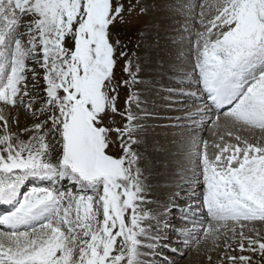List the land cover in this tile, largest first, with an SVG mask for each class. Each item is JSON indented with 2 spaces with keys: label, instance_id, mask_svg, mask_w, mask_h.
I'll list each match as a JSON object with an SVG mask.
<instances>
[{
  "label": "rangeland",
  "instance_id": "rangeland-1",
  "mask_svg": "<svg viewBox=\"0 0 264 264\" xmlns=\"http://www.w3.org/2000/svg\"><path fill=\"white\" fill-rule=\"evenodd\" d=\"M18 6L17 0H0V80L6 81L11 68L19 70V56L33 48L56 60L45 55L29 83L19 76L28 86L22 93L7 104L0 98V187L11 182L5 176L23 169L49 181L56 171L63 184L53 181L44 193L22 197L16 213L31 210L34 199L33 208L44 203L52 216L28 233L4 231L0 264H119L123 258L124 264H144L153 256L152 264H264V136L249 133L245 139L220 130L209 135L224 113L205 112L212 121L202 129L183 126L193 115L181 119L204 95L201 83L194 84L195 73L205 80L211 72L228 78L232 88V75L241 79L242 93L246 88L255 99L247 110L259 123L264 120L257 116L264 111V0H24ZM101 49L110 55L107 65L96 61ZM174 80L192 83L188 93L194 90L195 98L179 94L186 86L172 87ZM20 98L25 100L19 104ZM159 98L168 99L158 107ZM80 101L100 138L103 168H118L116 178L103 169V179L90 180L64 160L67 114ZM181 124L194 130L179 135ZM168 130L176 131L174 140H160ZM184 139L189 140L179 155L162 164L151 161L148 150ZM196 167L205 173L208 190L198 209L188 200ZM169 208L174 219L168 221L162 217ZM205 210L222 225L199 226L196 213ZM153 245L170 252L146 248Z\"/></svg>",
  "mask_w": 264,
  "mask_h": 264
},
{
  "label": "bare ground",
  "instance_id": "bare-ground-1",
  "mask_svg": "<svg viewBox=\"0 0 264 264\" xmlns=\"http://www.w3.org/2000/svg\"><path fill=\"white\" fill-rule=\"evenodd\" d=\"M23 24V23H22ZM19 32V31H18ZM26 45V44H25ZM25 47V46H24ZM198 51V50H197ZM194 52V51H193ZM196 52V51H195ZM199 52V51H198ZM50 54V53H49ZM49 54L48 53H43V51L40 49V48H33V49H31V50H29V51H27L26 53L24 52L23 54H21L19 57L21 58V60H22V67H20L19 66V70L17 69V70H15V75H16V77H17V79L15 80L16 81V89H15V94H14V96H18V94H20V93H22V90L24 89V88H27L28 86H22V84H20V81L22 80H20L19 79V76L22 74V76H26L27 77V81H28V83L30 82V80L32 79V74L35 72L34 71V68L36 69H39V67H40V65L41 64H43V57L45 56V55H48L49 56ZM97 58V63L98 64H100V65H107V63L109 62V60H106V58H107V55H106V52H105V50L104 49H101L100 51H99V53H98V56L96 57ZM56 60V56H49L48 57V61L49 62H54ZM106 63V64H105ZM14 65V64H13ZM36 65H38V67L36 66ZM29 66H31L32 67V69L31 68H29ZM216 65H213V66H211V67H215ZM7 69V68H6ZM193 73H195V72H193ZM201 74H200V76L199 75H197V73H195V77L193 78V80H194V84H200L201 83V86H200V88H201V94L202 93H204V95L203 96H201L200 98H198V97H196V99H197V102H199L198 104H195L194 106H192V108L187 112V114L186 115H181V119H184L183 117H185V116H187V117H189V116H191V115H193V117H196V119H201V120H203V121H194V119L195 118H191V120L190 119H188V120H190V121H192V122H190V123H186V124H188V125H186V124H183V126L184 127H187V128H195V129H202V128H204L205 126H208L209 124L208 123H211V119H210V117L209 116H204V114H205V112H207L208 113V115H209V113L211 114V113H214V114H222V113H224L222 116H220L221 118H223V119H220V123L219 124H217V126L216 125H210V131H208L209 132V135H211V134H213L214 132H217V130L219 131H221V132H224V133H230V132H234V133H237V134H240V135H245V139L247 138V137H249L250 135H249V133H254L253 135H255V134H257V135H255V137L256 136H258V134L260 135V136H264V132H259V131H256V129H260V130H264V120L262 121V122H260L259 123V119H257V121L255 122V123H253L252 122V120L249 118L250 116H253V114H252V112H249L248 110H247V105H249V103H248V100H249V98L250 97H252L253 95H252V93L249 91V92H246V88H245V92H243L242 93V90H244V88L242 89V87H241V83H240V81L241 80H239V82H238V84L236 85V87L234 88H232V90L229 92V93H225V92H223L222 93V95L221 96H218L217 95V90L216 89H214V88H212L210 91H206L205 90V87L206 86H208V83H207V81L206 80H202V77H203V73L202 72H200ZM34 79V78H33ZM202 81H203V84H204V86L202 85ZM33 82V81H32ZM34 82H36V81H34ZM174 85H172V87L173 86H176V85H183V86H186L185 88H183L184 89V91L183 92H185V94L184 93H179V94H181V95H183V96H186L187 98H189V99H193V98H195V95H194V90H192V92L189 94L188 93V91H191V89H189V86L192 84V83H182V82H177L178 84H176V81L174 80ZM37 83H38V81H37ZM40 84V83H39ZM39 86V85H38ZM169 86V84H167V86L166 87H168ZM171 86V85H170ZM30 87L31 86H29V88H28V90L30 89ZM35 87V86H34ZM40 88H42V87H40ZM176 89V88H175ZM248 89V88H247ZM25 90V89H24ZM40 90H42V89H40ZM162 91H164V93H166V92H170L171 90H161L160 91V93L162 94ZM35 92V91H34ZM38 93V92H37ZM40 93V92H39ZM163 93V94H164ZM167 93V94H168ZM174 93V92H173ZM25 94H27V93H25ZM30 94V93H29ZM175 94H176V92H175ZM31 95V94H30ZM33 95V94H32ZM209 95H212V100H210L209 101V98H208V96ZM34 97V96H33ZM36 97V96H35ZM179 98V97H178ZM166 99H168V98H159V103H158V107H159V105H161V104H163V102H164V104H165V101H166ZM23 100H25V99H22V98H20L19 99V104H20V102L21 101H23ZM170 100V99H169ZM169 100H168V102H169ZM171 100H173V99H171ZM0 101H2L1 99H0ZM163 101V102H162ZM15 102V101H14ZM26 102H28V101H26ZM167 102V103H168ZM175 103V102H174ZM212 103H216L217 105H219V106H221V108L218 110L217 108H214V105L212 104ZM0 104H2V103H0ZM7 104V103H6ZM18 104V105H19ZM199 104H202L204 107H202V105H199ZM171 105V104H170ZM27 106V105H26ZM164 106V105H163ZM17 107V106H16ZM157 107V108H158ZM161 107V106H160ZM171 107V106H170ZM27 108V107H26ZM173 108V107H172ZM176 108V107H175ZM182 108V107H181ZM189 108V107H188ZM207 108V110H209V111H204L205 109ZM5 109V108H4ZM158 110H160V109H158ZM155 111V113H157L158 114V112L159 111ZM170 110H173V109H170ZM177 110V109H176ZM202 110V111H201ZM161 111V110H160ZM169 111V110H168ZM176 112V111H175ZM163 113V112H162ZM180 113V112H179ZM185 113V112H184ZM71 113L70 114H67V116L68 117H71ZM176 115V114H175ZM214 116V115H213ZM257 116H259L260 118H262V119H264V111H261L260 113H258L257 114ZM150 117V120L152 121L153 119H152V116H149ZM171 117H172V115H171ZM175 117V116H174ZM192 117V116H191ZM159 118V117H158ZM2 119V118H1ZM167 119V118H166ZM195 119V120H196ZM210 119V120H209ZM232 119V120H231ZM185 120V119H184ZM234 120V121H233ZM150 121V122H151ZM170 121V120H169ZM180 121V120H179ZM216 121V120H215ZM153 122V121H152ZM154 123V122H153ZM161 124V123H163V122H161L160 120L159 121H157V124ZM213 123H216V122H214L213 121ZM173 124H174V122H173ZM208 124V125H207ZM245 124V125H244ZM252 124H254V125H252ZM168 125V124H167ZM169 125H171L170 123H169ZM174 126H175V124H174ZM182 126V124L181 125H179L178 126V130L180 129V128H182L181 127ZM156 127V126H155ZM160 127H162L163 128V125H161ZM219 127V128H218ZM154 128V127H153ZM173 128H175V127H173ZM155 130L157 129V128H154ZM175 129H177V128H175ZM182 129H184V128H182ZM252 129H254V130H252ZM192 130H194V129H184V130H182V131H179V135L182 133H184V132H190V131H192ZM157 131V130H156ZM164 131V130H163ZM169 132H165L162 136H158V138L160 139V140H166L167 141V139H170L171 141L172 140H174V138H173V135H177V133H176V131H171V130H168ZM247 131V132H246ZM162 132V131H161ZM207 132V133H208ZM241 132V133H240ZM181 134V135H182ZM201 134V133H200ZM199 137H200V135L199 134H197ZM239 135V136H240ZM253 135L251 136V137H253ZM64 136H65V133H64ZM64 136H63V138H62V142H65L64 141ZM188 136V135H187ZM259 136V137H260ZM184 137V136H183ZM208 137H210V136H208ZM177 138V137H176ZM192 138V137H191ZM190 138V139H191ZM188 140L189 139H184L183 141H180V142H173V143H171L169 146V148H163V147H156V149L158 150V151H154V150H148L149 151V153H154V154H150V159H151V161H153L154 160V162L156 163L157 161H156V159L158 160V161H160V164H162L163 163V159H165L166 160V158L168 157V156H173L175 153L176 154H180L181 152H183V150H185V149H183V147H182V145L183 144H186V143H188ZM190 142V141H189ZM190 144V143H189ZM190 149V148H189ZM187 150V149H186ZM201 150V149H200ZM184 154V153H183ZM153 156H155L156 158L155 159H153ZM196 156H197V154H196ZM165 157V158H164ZM175 158V157H174ZM222 159V158H221ZM164 160V161H165ZM237 161V160H236ZM197 162V161H196ZM200 163V162H199ZM157 164V163H156ZM225 164V163H224ZM158 167V166H157ZM162 168V167H161ZM165 168V167H164ZM104 169V173H106L107 175H110V176H112V177H114V178H116L117 176V170H118V168H116V167H112V166H110V167H104L103 168ZM167 169V168H166ZM221 169V168H220ZM154 169H150L149 171H150V173L154 176V177H157L158 175V172H155V171H153ZM165 170V169H164ZM200 170L201 169H199L198 167H196V170L195 171H193L192 172V175L190 176V179H193L192 181H188V179H187V181L189 182V183H191V188L189 189V199L188 200H191L192 202H194L195 203V205H192V206H194V208H199V204L197 203V201L199 200V199H204L205 197H206V193H207V191L208 190H204V188H206V183L205 182H203V180H202V178H203V176H204V178H205V173L203 172H201V174H200ZM224 170V168L222 169V171ZM21 171V170H20ZM19 171V172H20ZM161 171L162 170H160L159 171V173H161ZM167 171V170H166ZM188 171H190V170H188ZM153 172H155V174H153ZM219 172V171H218ZM102 173H103V171H102ZM221 173V172H220ZM215 174V173H214ZM61 175L62 174H57V172L55 171V174L53 175V176H51V177H49L50 179H52L51 181H49L48 180V177H46L44 180L41 178H39V176H37L34 172H30V171H27V170H22L20 173H17V174H13L12 176H5V178L4 179H2V180H5V182L6 181H8V180H11V182L9 183V184H7V186L6 187H0V188H8L10 185L11 186H13V188H16L18 185H20V192H19V196H20V199L23 197V196H29L30 194L32 195V193H42V192H44V190L46 189V188H50L51 189V183L54 181H61V183L63 184V181L62 180H60V178H61ZM161 175V174H160ZM160 175H159V177H160ZM64 176V178L66 179V183H68L66 186H70V185H72L73 184V182H71V180H72V178H67V177H69L68 176V174H66V176L65 175H63ZM153 177V178H154ZM222 177V176H221ZM101 178H102V176H101ZM153 178H152V180H153ZM103 179V178H102ZM206 179V178H205ZM205 181H207V180H205ZM149 182H151V180L149 181ZM210 182H213V181H211V179H210ZM209 182V183H210ZM220 182V181H219ZM35 183H39V184H35ZM151 183H153V182H151ZM160 183V182H159ZM164 183H166V182H164ZM208 183V182H207ZM208 183V184H209ZM227 183V182H226ZM60 184V183H59ZM161 184H163V182L161 183ZM207 184V185H208ZM158 185V184H157ZM175 186V185H174ZM173 186V187H174ZM156 187V186H155ZM160 187V186H159ZM164 187H166V186H164ZM178 187H180L179 185H178ZM188 187H189V185H188ZM231 187V186H230ZM60 188H62V185H60ZM157 188V187H156ZM167 188V187H166ZM226 188V187H225ZM65 189V188H64ZM185 189V188H184ZM63 190V189H62ZM72 190V189H71ZM187 190V189H186ZM227 190V189H226ZM15 191H17L16 189H15ZM79 191H83L82 189H79ZM79 191H77V192H79ZM153 191V190H152ZM166 191H167V189H166ZM188 191V190H187ZM186 191V192H187ZM180 192V191H179ZM181 193V192H180ZM188 195V194H187ZM15 196H18V193H16L15 194ZM33 196V195H32ZM164 197V196H163ZM27 198H30V196L29 197H27ZM27 198H25V199H27ZM32 198V197H31ZM165 198V197H164ZM171 198V197H170ZM179 198V197H178ZM184 198V197H183ZM185 199V198H184ZM184 199H182V200H184ZM166 200V199H165ZM172 200V199H171ZM171 200H167V204H170L171 203ZM186 201V200H185ZM28 202V201H27ZM175 202V201H174ZM190 202V201H189ZM189 202H188V205H189ZM35 203V201H34V199H32V201H30L29 200V202H28V205H30V204H34ZM180 203V202H179ZM175 204H177V203H175ZM181 204H184V203H182L181 202ZM174 205V204H173ZM179 205V204H178ZM185 205V204H184ZM191 205V204H190ZM31 206V205H30ZM45 207V205H44V203H40L39 204V207L38 208H36L38 211H40V213H43L41 216H40V218H37V219H33V220H29L28 221V223L27 224H24L21 228H19V229H16V230H12L14 233H17V234H23V233H28L27 231H30V230H33V229H36V228H41L49 219H50V217L52 216V214L50 213V212H45V210L43 209ZM184 207V206H183ZM187 207V206H186ZM185 207V208H186ZM205 207V206H204ZM183 209V208H182ZM174 211V208H172V209H168V211H167V213L162 217V219H167L168 221L169 220H173L174 219V216L173 215H171V211ZM192 210V209H191ZM201 212H202V210H201ZM209 211H207V210H205V212H204V214H198V213H196V215L198 216V224H199V226L202 224V222L203 223H207L209 226H212L213 227V225H215L216 224V226H217V224L219 225V224H221L222 225V223H218L217 222V220L213 217H210L209 216V213H208ZM231 214V213H230ZM234 215V214H233ZM29 216L28 215H23V217L21 218V220H23L24 218H28ZM193 219H196V217L195 218H193ZM220 219V218H219ZM224 219V218H223ZM222 219V220H223ZM260 219V220H259ZM252 220H258V221H262V219H261V217H253L252 218ZM224 221V220H223ZM22 222H25V221H22ZM196 222V221H195ZM225 222V221H224ZM249 222V221H248ZM263 223H264V220L262 221ZM262 222H260V223H262ZM51 223V222H50ZM191 224H194V223H191ZM206 224V225H207ZM241 224V223H240ZM204 225V224H203ZM247 225V224H246ZM258 225V224H257ZM45 226V225H44ZM208 226V227H209ZM215 227V226H214ZM243 227V226H242ZM247 227V226H246ZM248 228V227H247ZM189 229H190V227H189ZM211 229V228H210ZM188 230V229H187ZM192 231H193V233H194V231H197V232H199V230L200 229H191ZM209 230V229H208ZM214 230V229H213ZM246 230V229H245ZM201 232V231H200ZM205 232V231H204ZM210 232H212V231H210ZM214 232V231H213ZM5 232L3 231V229L2 230H0V235H5L4 234ZM192 233V232H191ZM174 234V233H173ZM186 234H188V233H186ZM195 234V233H194ZM198 234H200V233H198ZM43 235V234H42ZM178 235V234H177ZM189 235V234H188ZM197 235V234H196ZM24 236V235H23ZM45 236V235H44ZM79 236V235H78ZM207 236V235H206ZM216 236V235H215ZM46 237V236H45ZM185 237V236H184ZM20 238V237H19ZM187 238H190V240H197V239H195V237H193L191 234H190V237H187ZM206 238V237H205ZM205 238H201V240H200V242H201V244L203 243V242H205ZM213 238V237H212ZM11 239V238H10ZM210 239V238H209ZM45 240V239H44ZM199 242V243H200ZM214 242V241H213ZM52 243V242H51ZM50 243V244H51ZM195 243V242H194ZM194 243H193V246H194ZM198 243V244H199ZM46 244V243H45ZM189 244V243H188ZM196 244V243H195ZM204 244V243H203ZM201 245V246H203V248H204V246H206V245ZM197 245V244H196ZM195 245V246H196ZM147 247H149L150 249H152L153 251H160V252H167V251H169L170 252V250L169 249H167V248H163V249H161V248H157L156 246H146V248ZM200 246H197V248L196 249H198ZM200 248H202V247H200ZM2 251V250H1ZM188 252V251H187ZM196 252V251H195ZM84 255H86V253L84 252V253H81V256H84ZM156 258H157V256H153V258H151V259H148L144 264H152V262H153V260H156ZM126 259L127 258H123L120 262H119V264H124L125 262H126ZM23 260V259H22ZM21 261V260H20ZM17 262H19V261H13V260H9V261H7V262H5V263H8V264H16ZM183 263H184V261H183ZM21 264H36V262H32V261H27V260H24V261H22L21 262ZM62 264H64V263H62ZM189 264V263H188Z\"/></svg>",
  "mask_w": 264,
  "mask_h": 264
},
{
  "label": "water",
  "instance_id": "water-1",
  "mask_svg": "<svg viewBox=\"0 0 264 264\" xmlns=\"http://www.w3.org/2000/svg\"><path fill=\"white\" fill-rule=\"evenodd\" d=\"M65 161L80 174L98 179L102 171L99 137L83 102L76 104L65 142Z\"/></svg>",
  "mask_w": 264,
  "mask_h": 264
}]
</instances>
